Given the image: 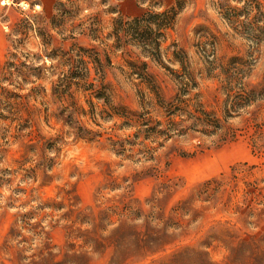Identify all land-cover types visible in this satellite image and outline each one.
I'll return each mask as SVG.
<instances>
[{
    "label": "rangeland",
    "instance_id": "1",
    "mask_svg": "<svg viewBox=\"0 0 264 264\" xmlns=\"http://www.w3.org/2000/svg\"><path fill=\"white\" fill-rule=\"evenodd\" d=\"M130 1L0 4V264H264V0Z\"/></svg>",
    "mask_w": 264,
    "mask_h": 264
},
{
    "label": "trees",
    "instance_id": "2",
    "mask_svg": "<svg viewBox=\"0 0 264 264\" xmlns=\"http://www.w3.org/2000/svg\"><path fill=\"white\" fill-rule=\"evenodd\" d=\"M176 14L174 9H170L161 13H152L148 11L139 18L136 17L126 20L117 18L113 21V34L119 46L121 43L120 34L123 33L125 37L123 42H130L133 43V45H137L145 57L156 60L159 57L160 44L165 37V32L173 26ZM251 96L252 94H247L243 97L240 95L237 98L234 97L231 102L233 112L241 106L239 105L240 101L249 102L247 100H249ZM252 244L253 247L250 251L251 257H255V259L259 257L264 262V238L258 242L253 241ZM125 259L126 258H124L123 261ZM229 260H234L233 255L229 256Z\"/></svg>",
    "mask_w": 264,
    "mask_h": 264
},
{
    "label": "built area",
    "instance_id": "3",
    "mask_svg": "<svg viewBox=\"0 0 264 264\" xmlns=\"http://www.w3.org/2000/svg\"><path fill=\"white\" fill-rule=\"evenodd\" d=\"M2 6L12 5L19 7L22 11L36 12L40 10L38 0H0Z\"/></svg>",
    "mask_w": 264,
    "mask_h": 264
},
{
    "label": "crops",
    "instance_id": "4",
    "mask_svg": "<svg viewBox=\"0 0 264 264\" xmlns=\"http://www.w3.org/2000/svg\"><path fill=\"white\" fill-rule=\"evenodd\" d=\"M17 1H19V0H17ZM128 1L131 2L130 0H128ZM50 2H51V0H38V3L40 5V10L39 11H41L43 9L47 10L48 8H50V4H51ZM134 7H135V5H134Z\"/></svg>",
    "mask_w": 264,
    "mask_h": 264
}]
</instances>
